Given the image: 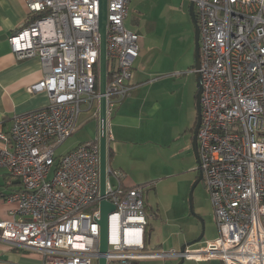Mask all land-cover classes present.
I'll return each mask as SVG.
<instances>
[{
  "label": "built area",
  "instance_id": "obj_1",
  "mask_svg": "<svg viewBox=\"0 0 264 264\" xmlns=\"http://www.w3.org/2000/svg\"><path fill=\"white\" fill-rule=\"evenodd\" d=\"M28 22L8 41L17 59L37 56L43 76L31 93L46 106L0 129V168L22 188L0 219V240L34 250L40 264H94L99 253L98 135L68 151L56 149L78 129L83 110L99 117L98 0H24ZM199 33L201 76L197 153L218 235L197 248L145 249L143 187L122 185L124 173L106 164V264L143 257L264 264V0H189ZM130 0L106 1V120L135 86L136 31L125 25ZM195 72V69L193 68ZM110 141L106 126L107 148Z\"/></svg>",
  "mask_w": 264,
  "mask_h": 264
},
{
  "label": "crops",
  "instance_id": "obj_2",
  "mask_svg": "<svg viewBox=\"0 0 264 264\" xmlns=\"http://www.w3.org/2000/svg\"><path fill=\"white\" fill-rule=\"evenodd\" d=\"M153 2V0H138L136 4H133L130 0L125 25L139 35L138 55L133 62L131 79L135 86L114 109L107 125L110 136L107 163L111 168L119 169L124 173L122 185L125 187L146 183V167L149 168V164H152L149 159L151 152L147 151L146 143L159 144L161 142V125L156 120V114L160 111L159 89L163 80L153 75L158 73L161 67L176 61L177 56H186L192 50L193 63L189 71L195 73L193 71L194 25L189 10H185L181 5L157 11ZM186 2L189 7L190 1ZM133 6L136 8L137 15L133 14ZM28 20L24 0H0V37L6 35V38L0 39V129L5 131L9 129L16 115L40 109L48 103L45 91L31 93L27 90L30 84L37 82L43 76L39 58L32 56L17 59L8 41V37L23 27ZM191 105L193 106L191 99L185 101L187 109ZM98 118L93 115L92 111L83 110L78 117V127L95 119L96 124L93 126L92 133V138H94L98 135ZM155 125H157L156 128ZM190 127L191 125L184 126L183 131L182 128H178L174 137V139H179L183 133L182 135L185 136L183 148L187 151L190 149L187 135ZM80 142L81 140L75 142L71 148ZM191 167L188 166L186 169ZM148 180L151 183L154 181L153 179ZM21 188L22 183L19 179L12 177L5 168L1 167L0 219L7 218L8 211L15 207V203L7 197ZM145 188L146 186L143 187V196ZM144 203L146 208L147 199L145 197ZM158 229L165 232L168 226ZM152 230L153 228L149 226L150 233ZM159 244L162 246L163 240ZM41 259L42 255L37 251L13 248L0 240V264H40ZM137 261L139 259L132 260L130 264L137 263ZM94 264H97V261Z\"/></svg>",
  "mask_w": 264,
  "mask_h": 264
},
{
  "label": "rangeland",
  "instance_id": "obj_3",
  "mask_svg": "<svg viewBox=\"0 0 264 264\" xmlns=\"http://www.w3.org/2000/svg\"><path fill=\"white\" fill-rule=\"evenodd\" d=\"M138 0H132L136 4ZM156 10L163 8L183 6L188 11V3L185 0H153ZM133 14L135 12V6ZM149 10V9H147ZM147 12V11H145ZM193 63V50L188 55L177 56L176 61L170 65L161 67L157 76L162 79L160 86V111L156 114V120L160 129L161 142L146 143L147 151L151 152L149 159L152 164L146 167V186L144 197L147 199L145 208L148 223L153 230L150 233L149 242L142 252L169 251L179 249L181 244L194 239L201 232V222L191 215L189 210V191L197 176V170L192 150L183 148L184 135L174 139L178 128L184 130V126H190L195 120L194 96L196 92L195 73L189 68ZM191 99L193 106L187 109L185 101ZM192 108V110H191ZM79 117V116H78ZM95 119L80 125L57 149L56 154L68 151L72 145L80 141L85 142L93 136ZM157 125H155V128ZM158 138L157 136L155 137ZM80 142V143H81ZM184 149V150H183ZM192 166L190 169L187 167ZM148 179L154 181L148 182ZM193 210L203 220L204 234L202 239L192 245L197 248L209 239L218 235L214 219L213 208L209 191L200 181L192 191ZM156 214L152 216V214ZM168 226L165 232L158 228ZM168 235V238H167ZM163 240V245L159 243ZM159 241V243H158ZM165 257H143L134 264H175L178 260ZM182 264H216V261H193L184 259Z\"/></svg>",
  "mask_w": 264,
  "mask_h": 264
},
{
  "label": "water",
  "instance_id": "obj_4",
  "mask_svg": "<svg viewBox=\"0 0 264 264\" xmlns=\"http://www.w3.org/2000/svg\"><path fill=\"white\" fill-rule=\"evenodd\" d=\"M106 1L98 0L99 12H98V32L100 34V58H99V82L98 88L100 93L99 99V118H98V140H99V155H100V219L99 223V257L97 264H106L105 253L107 251L108 241V214L115 210V206L104 198L105 190V170L106 164H108L107 157V142H106V111H105V86H106V52H105V24H106ZM189 15L194 25V69H195V81H196V92H195V120L194 127L191 136V148L196 164H199L198 153H197V130L200 124V94H201V76L198 71L200 64V53H199V33L198 26L196 23V17L194 12V4L192 1L189 3ZM1 38H6L3 35ZM203 183L202 171L197 169V176L189 191V210L192 216L197 218L201 222V232L194 239L183 243L180 246V251H183L185 246L192 245L199 242L204 234V224L202 218L193 210L192 191L198 182ZM204 184V183H203ZM183 258L178 259L175 264H182Z\"/></svg>",
  "mask_w": 264,
  "mask_h": 264
},
{
  "label": "trees",
  "instance_id": "obj_5",
  "mask_svg": "<svg viewBox=\"0 0 264 264\" xmlns=\"http://www.w3.org/2000/svg\"><path fill=\"white\" fill-rule=\"evenodd\" d=\"M107 156H109V146L107 148ZM155 215L156 214L153 213L152 216H155ZM149 235H150V232H149V223H147V226L145 228V247L147 246V243L149 242Z\"/></svg>",
  "mask_w": 264,
  "mask_h": 264
},
{
  "label": "flooded vegetation",
  "instance_id": "obj_6",
  "mask_svg": "<svg viewBox=\"0 0 264 264\" xmlns=\"http://www.w3.org/2000/svg\"><path fill=\"white\" fill-rule=\"evenodd\" d=\"M193 127H194V123H193V125H191V127L188 129V137H189V143H190V149L192 150V148H191V136H192V131H193Z\"/></svg>",
  "mask_w": 264,
  "mask_h": 264
}]
</instances>
